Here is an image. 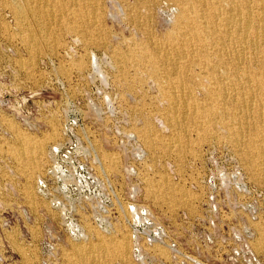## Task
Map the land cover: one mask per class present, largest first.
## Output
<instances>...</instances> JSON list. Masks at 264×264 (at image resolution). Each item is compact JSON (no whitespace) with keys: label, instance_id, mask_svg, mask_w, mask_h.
<instances>
[{"label":"rangeland","instance_id":"obj_1","mask_svg":"<svg viewBox=\"0 0 264 264\" xmlns=\"http://www.w3.org/2000/svg\"><path fill=\"white\" fill-rule=\"evenodd\" d=\"M92 7L0 0V264H190L173 243L204 264L241 263L234 251L249 247L264 264V161L248 146L264 120L211 103L224 70L206 48L178 66L208 113L173 126L176 80L138 54L166 45L180 8Z\"/></svg>","mask_w":264,"mask_h":264},{"label":"bare ground","instance_id":"obj_2","mask_svg":"<svg viewBox=\"0 0 264 264\" xmlns=\"http://www.w3.org/2000/svg\"><path fill=\"white\" fill-rule=\"evenodd\" d=\"M25 1L32 13H37L40 9L52 12L56 7L61 13L79 17L87 4L92 7L94 0ZM57 1L65 2L67 8ZM173 1L180 8L182 19L167 38L166 45L155 44L138 54L140 59L150 61L155 71H161L169 81L176 80L177 84H173L166 97L172 106H179L180 112L172 108L167 121L173 126L181 125V121L178 122L176 118V113L181 112L189 117V114H195L196 118L207 115V105L192 104L189 93L180 88L181 70L178 66L179 59L185 58L187 54L189 57H197L206 48L216 49V67L224 70V76L211 89V103L223 106L224 112H236L234 117L246 121L264 120V0ZM223 3L227 5L225 8ZM16 15L19 16V13ZM83 17L84 15L80 19ZM207 59L206 57L204 60L205 64ZM216 67L207 69L206 74L210 79H215ZM239 128L232 130L237 136L243 131ZM257 129L248 146L256 151L259 158L262 156L264 161V125H258ZM254 143L257 147H253ZM247 153L245 159L251 157Z\"/></svg>","mask_w":264,"mask_h":264},{"label":"built area","instance_id":"obj_3","mask_svg":"<svg viewBox=\"0 0 264 264\" xmlns=\"http://www.w3.org/2000/svg\"><path fill=\"white\" fill-rule=\"evenodd\" d=\"M166 247L169 248L173 257H175V258H176V256L179 255V256L183 257L182 261L187 260L190 262V264H204V263L200 262L199 260H197L195 257L188 255L187 253L183 252L179 248L177 243L167 245ZM240 251L242 252V256H243L241 263L238 262V260H230L232 263H235V264H260L259 257L255 254V252L250 247L247 248L246 251H244L243 249H239L237 251H234V256L238 257ZM232 259H233V257H232ZM207 264H209V263H207ZM222 264H225V263H222Z\"/></svg>","mask_w":264,"mask_h":264}]
</instances>
